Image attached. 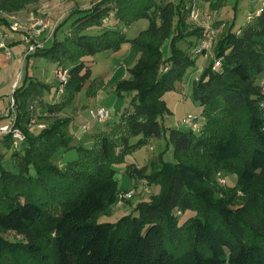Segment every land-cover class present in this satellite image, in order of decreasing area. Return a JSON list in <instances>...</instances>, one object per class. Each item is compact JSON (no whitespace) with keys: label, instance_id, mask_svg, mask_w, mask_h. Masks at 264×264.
<instances>
[{"label":"trees","instance_id":"1","mask_svg":"<svg viewBox=\"0 0 264 264\" xmlns=\"http://www.w3.org/2000/svg\"><path fill=\"white\" fill-rule=\"evenodd\" d=\"M38 1L0 0V10L12 13ZM187 6L185 0L177 5L102 0L74 10L56 27L48 46L25 56L26 64L32 57L68 63L70 78L62 99L53 103L43 101L51 86L28 70L13 92L18 120L26 122L17 121V126L26 139L19 149L11 135L0 139V264H264V6L245 26L235 30L232 23L220 35V66L214 68L213 60L194 81L203 118L196 130L166 127L163 120L170 113L164 96L197 61L181 41L196 38L200 43L209 32L190 22ZM71 18L69 31L62 34ZM142 18L148 27L129 37L126 28ZM90 28L100 32L86 33ZM126 43L140 57L131 77L118 83L119 94L134 93L119 123L99 130L92 146L72 144L73 135L65 128L72 117L37 133L30 129L28 102L39 99L50 113L69 107L91 78V61L85 58L118 51ZM163 134L174 146V162L158 158L151 174L135 163L127 168L147 185H160L161 193L115 223L96 221L119 201L114 165L131 149V136ZM4 149L13 150L17 171L5 168ZM70 149L77 150V159L64 167L54 162L55 153ZM219 170L234 172L237 185L216 188ZM188 211L195 214L181 222ZM3 232L22 239L11 241Z\"/></svg>","mask_w":264,"mask_h":264},{"label":"rangeland","instance_id":"2","mask_svg":"<svg viewBox=\"0 0 264 264\" xmlns=\"http://www.w3.org/2000/svg\"><path fill=\"white\" fill-rule=\"evenodd\" d=\"M100 1L102 0H40L30 3L24 9L12 13L0 10V55L2 54L0 56V65L9 63L12 59V57L7 54L6 48L3 47V45L11 48L10 44H16L18 41H15V39L23 37V33H25L27 29H30L29 27L31 25L37 24L35 27L39 28L40 23L48 24L47 29L43 32L45 34L38 36L39 41L44 46L47 41L46 39L53 36L54 27L62 25L64 20L68 19L74 10L88 8ZM167 1H172L175 5L180 2V0ZM185 1L188 6L192 7L196 5L201 11V16L198 20H195L191 14H189V20L195 27L207 29V26L210 25L216 30L214 42L215 54L217 40L220 35L226 32L232 23L235 24V30L245 26L255 17L256 11L264 5L263 0H215L213 2H206L204 0ZM73 20L74 18H71L63 25L61 30L62 34L63 32L66 33L69 31ZM12 21L20 23L23 26L22 30L13 32L10 29ZM199 22H201L202 25H199ZM110 25L113 27L114 23L111 22ZM148 25L149 21L146 18L132 22L127 27V35L133 38L139 35L142 30H145ZM32 29L35 32V28ZM99 32L100 30L98 28H90L86 31V33L89 34H97ZM52 39L53 37L50 42ZM196 41V38H188L180 43L182 48H186L192 52L193 56L197 58V61L195 64L190 65L181 79L175 83V89L166 93L164 96L167 108L170 111V113H167L163 118L166 127L187 129L189 127L186 123V119L189 116L196 119L193 121H196V129L203 123L201 114L202 108L194 97V81L201 75L203 69L213 61V58L205 54L195 53ZM24 48H27L25 44L20 45L18 48H13V56L17 58V63L13 69L8 67L4 70H0V98L4 100H0V102H8L4 109L8 107L14 89L17 87L18 83L22 81L23 76L25 77L27 70L30 75L51 86V92L45 93L43 101H60L63 97V95L57 97V93H55V87L58 85L56 71L58 67L61 66L58 64L57 66L54 65V63L46 57L35 59L32 57L30 62L26 64V59H24L26 50L23 53L24 60L21 59L22 55L18 56L17 54V50ZM118 51H102L94 56L86 57L88 61H91L89 63L92 65L91 78L87 81L84 88L75 96V99L69 103V107L58 110L55 113H50L47 108L42 106L39 99L34 102H28L29 105L26 110L28 111V109L30 110L32 108L31 119H34L33 122L30 120L29 126L32 124L30 129L37 133L44 127L42 126L43 124L52 125L57 119L72 117L70 120L71 122L66 125L65 128L68 134L73 135V133H76L77 129L86 127L91 121L88 113L89 108L102 105L111 109L113 113L111 120L106 124L97 125L90 130H86V134L73 135V145L83 144L92 146L96 138L95 135L99 130H110L109 125L119 123L122 115L130 106L134 93L133 91H126L123 94H119L117 91L118 83L124 78L131 77L130 70L139 60L134 59L132 56L133 54L135 55V53L137 55L139 54L136 50L133 52V48H131L129 53L121 56L114 54L118 53ZM123 51L125 50L123 49L122 52ZM163 51L165 54H170L169 39L165 41ZM131 53L133 54L131 55ZM52 64L53 66H51ZM69 66L70 64L67 63L66 67L69 68ZM89 91L92 93V96L89 95ZM81 102L83 105H81ZM3 104L4 103H0L1 106H3ZM20 109L21 114H23L24 108ZM17 121H21L23 125H26L25 119L18 120V116ZM4 123L5 122L0 120V125ZM130 145L131 149L125 155V159L120 162V164L114 165L119 178L115 186L121 193L133 189L135 193L127 198L129 201L120 197L117 203H111L109 207L101 212L95 219L98 222L115 223L124 215L134 212L140 202L151 200L153 196H157L161 193L160 185L152 184L149 186L146 182L141 181V179L131 176L127 171L128 164L135 163L138 167L144 168L148 174H151L153 173L154 163L159 162L158 158L161 157L162 161L166 163L175 161L174 146L164 134L161 137H150L147 139H144L142 135L131 136ZM4 152L5 157L3 162L5 168L17 171L12 158L13 150L4 149ZM78 157L79 154L76 149L60 150L55 153L53 160L60 167H64L70 161ZM201 161L203 164H210L208 157H201ZM213 183L216 188L236 186L237 175L234 172L219 170ZM136 184L137 187L135 186ZM238 194L239 198L237 199V203H243V193L241 190L238 191ZM218 195L220 196L221 193ZM194 214L195 213L192 211L186 212V214L181 216V222ZM3 235L14 242L22 239V236L15 232H3Z\"/></svg>","mask_w":264,"mask_h":264},{"label":"built area","instance_id":"3","mask_svg":"<svg viewBox=\"0 0 264 264\" xmlns=\"http://www.w3.org/2000/svg\"><path fill=\"white\" fill-rule=\"evenodd\" d=\"M263 4H264V0H263ZM191 16L195 20H198L199 17L201 16V11L197 8L196 5H193L191 7ZM47 25L48 24L40 23L39 28H36L35 26H37V24H33L29 27L30 29H27L26 32L23 33L22 39L27 45L26 55L35 52L38 48L43 47V44L39 41L38 36L43 34V32L47 29ZM199 25H202V23L199 22ZM22 28L23 26L17 21L11 22L10 29L12 31L17 32V31L22 30ZM32 28H35V32L33 31ZM55 28L56 26L54 27L53 33L55 31ZM207 29L209 31L208 35L205 38H203L200 41V43L196 45L194 52L199 53V54H205L213 58V60H215L214 68H217L220 66V62L216 58V54L214 53V41L216 38V30H214L210 25L207 26ZM3 47L6 48L7 54L9 56L13 55L9 47L5 45H3ZM56 73H57V80H58V88H57L56 93H57V97H61L65 93V87L69 81L70 70L66 66H61V67H58ZM17 109H18L17 102H16V99L14 98V95H11L8 107L4 110L0 109V118L5 119V123L3 125H0V139H4L5 136L11 135L13 139V147L15 149H19L22 143L26 139V136L23 130L17 126V122H16L17 116H18ZM89 113H90L91 119L99 124L108 123L111 120L112 115H113L111 109L105 106L93 107L90 109ZM194 120L195 118H193L192 116H189L186 119V123L188 127L196 130L197 124H196V121L193 122ZM85 128H88V126H86ZM134 193H135L134 189L129 190L125 193L122 192L120 194V197L122 199L124 198L127 199L131 197Z\"/></svg>","mask_w":264,"mask_h":264},{"label":"crops","instance_id":"4","mask_svg":"<svg viewBox=\"0 0 264 264\" xmlns=\"http://www.w3.org/2000/svg\"><path fill=\"white\" fill-rule=\"evenodd\" d=\"M197 2V1H196ZM261 9V8H260ZM260 9H258L257 11H259ZM13 32H15V31H13ZM126 32H127V28H126ZM43 34H45V33H43ZM42 35V34H41ZM52 36V35H51ZM47 37H48V35H47ZM51 38L52 37H50V38H48V39H46L45 41V46H48L49 44H50V40H51ZM15 41H18L16 44H14V45H12V44H10L9 46L11 47L10 48V50L12 51V53H13V48H18L20 45H26V43L25 42H23L22 41V37L20 38V37H18V38H16L15 39ZM196 43H198V42H196ZM26 47H27V45H26ZM125 50V51H123L122 52V50L123 49ZM122 48H121V50H119L118 51V53H114V54H117L118 56H121V55H123V54H127V53H129L130 51H131V44H129V43H126V44H124L123 46H122ZM26 50V48H24V49H21V50H17V54H18V56H21V59L22 60H24L25 59V57H24V59H23V53H24V51ZM133 52H135V50L133 51ZM164 52V51H163ZM133 53H131V55H132ZM138 54L139 55H137L136 53H135V55L133 54V58L134 59H139V57H140V53L138 52ZM2 55V54H1ZM0 55V56H1ZM14 55H15V53H14ZM165 56L166 57H168L169 56V54H165ZM12 57V59H11V61H9V63H6V64H3V65H0V70H4L5 68H8V67H10V68H14V66L16 65V63H17V58L15 57V56H11ZM1 58V57H0ZM36 58H39V57H36ZM21 59H19V60H21ZM35 59V58H34ZM86 59V58H85ZM119 59V58H118ZM54 65H56L57 66V63L55 64L54 63ZM51 66H53V64L51 65ZM24 68V67H23ZM20 83V82H19ZM55 86V85H54ZM55 91H56V87H55ZM51 92V91H50ZM56 93V92H55ZM43 99H44V97H43ZM0 100H2V101H4L3 100V98H0ZM82 101V100H81ZM50 102H56L55 100L54 101H49V102H47V103H50ZM1 104L2 103H4L3 104V106H1L0 105V109H2V110H4V108L6 107V105L8 104V102H0ZM81 105H83L82 104V102H81ZM87 107H89L88 105H86ZM99 106H102V105H99ZM92 108V107H91ZM91 108H89V110H88V113H89V111H90V109ZM89 115H90V113H89ZM90 118H91V116H90ZM0 119H2L1 121H3V122H5V119L4 118H0ZM34 121V119H31V122H33ZM93 123V124H92ZM97 125H103V124H99V123H97V122H95V121H93L92 119H91V121L86 125V126H88V128H85V127H83V128H79V129H77L76 130V133H73V135L75 134H81V135H83V134H86V130H90L92 127H95V126H97ZM30 126L32 127V124H30ZM42 126H46L45 124H43ZM43 128V127H42ZM102 130V129H101ZM104 130V129H103Z\"/></svg>","mask_w":264,"mask_h":264}]
</instances>
